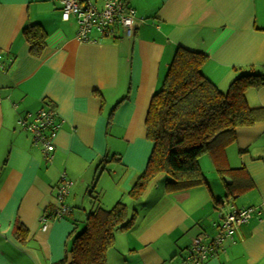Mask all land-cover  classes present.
I'll list each match as a JSON object with an SVG mask.
<instances>
[{
	"label": "crops",
	"instance_id": "obj_1",
	"mask_svg": "<svg viewBox=\"0 0 264 264\" xmlns=\"http://www.w3.org/2000/svg\"><path fill=\"white\" fill-rule=\"evenodd\" d=\"M126 2L135 12L132 35L92 33L96 41L86 42L75 37L73 18L61 19L59 0H0V264L55 263L88 210L119 200L133 221L115 233L107 264H180L194 237L216 234L224 201L252 208L251 216L200 264H264V117L238 127L219 155L199 156L204 184L168 190L161 175L141 198L128 194L152 148L144 127L150 98L177 47L205 53L202 72L221 90L249 68L261 72L264 0ZM34 23L46 33L38 55L22 35ZM245 98L264 111V84ZM46 105L59 124L49 162L18 122ZM223 167L241 168L251 187L229 198ZM62 175L72 182L64 199L71 212L43 230Z\"/></svg>",
	"mask_w": 264,
	"mask_h": 264
},
{
	"label": "trees",
	"instance_id": "obj_2",
	"mask_svg": "<svg viewBox=\"0 0 264 264\" xmlns=\"http://www.w3.org/2000/svg\"><path fill=\"white\" fill-rule=\"evenodd\" d=\"M22 35L30 53L38 55L46 37L42 26L28 24ZM206 59L202 51L177 47L161 86L152 94L144 118L145 136L152 148L144 171L128 192L132 199L141 198L150 183L161 175L168 190L204 184L199 156L219 155L234 140L238 127L250 126L264 117V111L249 106L245 98L248 88L264 84V63L261 72L249 68L236 75L223 91L202 72ZM217 170L228 180V197L251 187L241 168ZM63 204L67 212L55 218V208L51 209L45 213L48 220L71 212L64 200ZM132 221L133 215L120 200L108 209L96 204L85 213L83 228L71 230L67 253L53 264H107L106 253L114 243L115 233L128 229ZM26 233L23 226L16 227L18 239H24Z\"/></svg>",
	"mask_w": 264,
	"mask_h": 264
},
{
	"label": "built area",
	"instance_id": "obj_3",
	"mask_svg": "<svg viewBox=\"0 0 264 264\" xmlns=\"http://www.w3.org/2000/svg\"><path fill=\"white\" fill-rule=\"evenodd\" d=\"M61 4V19L73 18L77 24L75 37L79 41H96L92 33L100 37H115L119 30L130 37L134 30L135 12L132 7L125 5L123 0H101L97 5L92 0H59ZM56 112L53 107L46 105L38 109L33 116L20 117L18 122L30 133L35 144L42 147L45 159L51 161L53 157V139L59 128L56 122ZM72 182L61 176L57 186L56 198L58 205L54 216L59 217L67 212L63 200L69 192ZM227 202L224 201L222 205ZM252 208H235L229 205L227 211L218 210L217 232L205 239V235L194 237L187 248L186 254L180 264H200L212 252L222 245V241L231 236L234 230L250 218ZM41 228L46 229L48 218L43 214L40 218Z\"/></svg>",
	"mask_w": 264,
	"mask_h": 264
},
{
	"label": "rangeland",
	"instance_id": "obj_4",
	"mask_svg": "<svg viewBox=\"0 0 264 264\" xmlns=\"http://www.w3.org/2000/svg\"><path fill=\"white\" fill-rule=\"evenodd\" d=\"M227 90V88L226 89H224L223 91H226ZM224 180H227V179H224ZM228 181V180H227ZM234 195H236V193L234 194ZM233 196H230L229 198H232ZM235 200H237V198H235ZM234 200V201H235ZM232 201V200H231ZM231 204V202H227L224 206L223 205H220V207H219V209H222V210H224V211H226V209L229 207V205ZM81 225H82V223H81ZM80 225V226H81Z\"/></svg>",
	"mask_w": 264,
	"mask_h": 264
}]
</instances>
